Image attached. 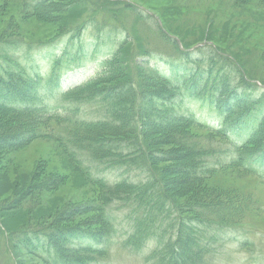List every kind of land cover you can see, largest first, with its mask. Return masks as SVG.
I'll use <instances>...</instances> for the list:
<instances>
[{"label":"trees","instance_id":"1","mask_svg":"<svg viewBox=\"0 0 264 264\" xmlns=\"http://www.w3.org/2000/svg\"><path fill=\"white\" fill-rule=\"evenodd\" d=\"M18 1L25 18L60 24L71 14L74 22L57 29L53 45L64 37L67 40L54 57L47 80L27 65L32 57L23 44L26 39L13 33L11 24L0 32V155L37 140L50 141L94 196L43 225L14 231L8 244L40 264H99L107 257L106 245L115 234L111 207L116 212L128 207L134 227L124 245L138 251L157 238L149 264L206 261L211 253L208 229L212 223L223 229L239 224L237 218L244 209L236 203L246 192L247 179H264V88L257 93L248 87L245 66L229 49L217 45L193 52L180 49L171 37L176 34L162 17L140 2H124L120 9L115 7L119 2L112 0ZM125 11L161 31L176 46L184 60L173 78L143 65L141 58L151 54H146L137 33L120 21ZM211 24L204 25L205 39L199 44L209 42ZM92 28L98 35H120L119 48L91 80L62 91L63 109L53 111L43 104L41 94L52 95L60 89L64 74L82 56L78 44ZM204 50L206 56L192 57ZM186 99L210 108L218 124L206 125L184 112ZM91 105H97V111L83 115ZM167 161L170 167H160ZM116 170L124 175L145 172L148 179L140 182L122 175L110 182L101 176ZM218 177L228 184L222 187L214 182L211 186L216 189L206 190ZM64 178L44 176L14 195L13 206L3 210L16 215L24 210L22 203L29 200L30 204L31 199L40 210L38 195ZM175 198H183L184 204ZM64 221L68 224L63 225ZM163 221L166 228L160 231Z\"/></svg>","mask_w":264,"mask_h":264},{"label":"rangeland","instance_id":"2","mask_svg":"<svg viewBox=\"0 0 264 264\" xmlns=\"http://www.w3.org/2000/svg\"><path fill=\"white\" fill-rule=\"evenodd\" d=\"M115 7H124V2H137L144 5L162 17L165 25L174 35L180 38L184 49H193L199 42L205 39L206 27L212 22L209 29L208 41L212 46L226 48L235 53L247 71L250 80V89L261 93L260 85L264 84V3L262 0H112ZM2 5L5 7L1 10ZM21 3L18 0H0V32L7 25L13 26L12 32L18 37L25 38L23 43L28 46V55L32 58L27 61L34 70L47 80L49 69L53 60L59 55L67 40L64 37L58 45H53L57 29L62 24H71L74 17L66 15L60 24H48L44 20L25 18ZM125 15L119 17L125 27L137 33L138 38L145 44L146 54L141 58L144 66L160 74L173 78V71L179 70V63L184 60L176 46L167 41L161 31L152 29L134 15L125 11ZM215 18H214V17ZM161 22V20H160ZM91 23V22H89ZM162 23V22H161ZM65 25V26H66ZM121 36L118 34L98 35L93 28L86 31L78 44L83 59L80 63L73 64L62 78V91L83 84L100 71L103 62L109 59L119 48ZM197 48V47H196ZM189 51H192V50ZM207 50L193 53L192 57L206 56ZM21 59L24 55L21 54ZM145 69V68H144ZM148 71L147 69H145ZM58 88V90L60 91ZM43 104L53 111L61 113L63 107L58 94L47 95L43 92ZM184 112L192 113L197 120L216 126L218 119L210 108L194 99L183 101ZM97 105L85 107L83 115H93L97 111ZM199 133V130H198ZM164 149V147H162ZM161 148V149H162ZM173 154V153H172ZM170 161L160 165L170 167ZM65 156L59 148L47 140H37L24 149L13 151L7 155H0V264H15L18 258L20 264H40L36 259L30 258L26 252L13 244L12 233L16 230L33 228L42 225L65 212L70 207H78L81 203L93 198L92 189L84 179L75 174ZM124 175V171H107L101 176L108 181H117ZM44 176H65L59 185L52 186L38 195L41 201L40 210L34 200L22 203L24 210L16 215L11 211H4L2 207L11 208L15 202V196L23 192L26 186L39 181ZM132 180H147L145 172H129L124 175ZM228 184L223 178L209 183L206 190H215L216 186ZM246 192L239 196L237 203L244 209L238 216L237 224L232 228H222L215 223L208 229L211 237V253L199 264H264V179L255 176L246 181ZM226 187V186H225ZM178 204H184L183 198H175ZM34 204V207L29 205ZM31 208V210H29ZM116 208H120L116 206ZM29 210V211H28ZM176 207L174 208V211ZM132 209L121 207L117 212L111 207L115 234L106 245L107 257L99 264H149L147 259L155 247L157 238L148 240L140 251L136 252L123 246V241L131 233L134 227ZM3 214V219L1 218ZM60 219H62L60 217ZM64 221L63 225H67ZM163 228L165 224H159ZM221 227V228H219ZM169 234V231L164 235ZM163 235V237H164ZM164 239V238H163ZM14 243V238H13ZM12 255V256H11Z\"/></svg>","mask_w":264,"mask_h":264}]
</instances>
